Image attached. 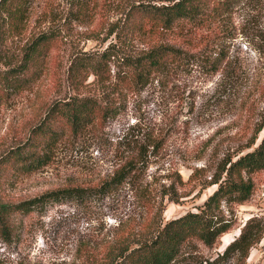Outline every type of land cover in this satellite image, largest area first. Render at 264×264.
Here are the masks:
<instances>
[{
    "label": "rangeland",
    "instance_id": "rangeland-1",
    "mask_svg": "<svg viewBox=\"0 0 264 264\" xmlns=\"http://www.w3.org/2000/svg\"><path fill=\"white\" fill-rule=\"evenodd\" d=\"M132 1L27 0L24 30L0 22V71L17 62L24 47L37 35L53 32L57 37L42 78L0 108V157L26 144L56 101H67L75 95H100L105 103L121 110L106 122L98 120L78 136L66 126V136L52 162L3 189L0 198L5 202L16 203L66 187H96L111 178L127 156L138 154L141 146L149 151L146 170L140 175L145 181L169 185L175 173H180L188 182L193 168L205 169L203 180H210L221 160L245 151L255 136L264 118V0L243 1L231 16L198 29L168 32L150 26L130 43L121 31ZM158 44L190 53L220 45L228 53L232 68L227 74L210 76L201 68L191 67L154 81L141 92L109 93L107 97L93 82L94 77L78 88L69 77L76 55L98 54L109 46H115L119 57L121 53L138 55ZM110 68L109 83L113 84L116 61ZM263 136L264 131L259 133L257 144ZM254 180L252 198L236 208L235 228L213 248L200 242L188 247L187 251L193 253L189 264L212 262L238 237L247 220L254 216L264 219V171L256 173ZM199 188L190 183L181 187L185 197L179 204H166L164 219L195 211L215 190L211 187L199 193ZM137 206L129 187L110 197L49 204L42 213L18 221V233L12 242L0 238V264H100L103 247L115 235L119 223L128 217L141 218ZM217 264H237V260L230 258ZM245 264H264V236L251 249Z\"/></svg>",
    "mask_w": 264,
    "mask_h": 264
},
{
    "label": "trees",
    "instance_id": "trees-1",
    "mask_svg": "<svg viewBox=\"0 0 264 264\" xmlns=\"http://www.w3.org/2000/svg\"><path fill=\"white\" fill-rule=\"evenodd\" d=\"M161 1L134 0L128 4L127 22L121 31L125 41L133 43L150 26L176 32L219 22L231 16L246 0ZM28 11L27 0H0V22L9 23L15 30H24ZM56 39L53 32L37 35L24 47L17 62L9 63L7 70L0 71V108L12 96L32 89L42 78ZM212 47L215 49L206 46L197 53H190L173 45L158 44L138 55L121 53L119 57L115 46H109L98 54L76 55L69 67V77L77 88L89 77H94L93 82L107 97L109 93L141 92L152 82L162 81L191 67L201 68L203 74L210 76L227 74L232 68L228 53L220 45ZM114 61L118 70L112 84L109 83L110 64ZM104 101L100 95H75L67 101H56L32 130V137L26 144L10 149L0 157V192L21 177L47 167L66 136V126L73 136H78L98 120L106 122L121 112L117 106ZM262 131L264 118L246 150L221 160L210 180H203L205 169L193 168L188 182L180 173H175L169 185L145 181L140 175L146 170L149 151L141 146L138 154H128L114 175L96 187H66L16 203L0 198V238L12 242L18 233V221L35 212L42 213L49 204L110 197L129 187L141 218L128 217L119 223L115 235L107 239L103 247L100 264H189L193 253L187 248L195 242L213 248L237 225L236 208L252 198L256 188L254 175L264 171V136L257 144ZM189 183L200 187L199 193L211 187L215 190L195 211L165 220L166 204H179L185 197L180 188ZM263 236L264 219L254 216L246 221L238 237L215 260L206 264H217L230 258H235L237 264H245L251 249ZM85 251L89 252L88 249Z\"/></svg>",
    "mask_w": 264,
    "mask_h": 264
}]
</instances>
